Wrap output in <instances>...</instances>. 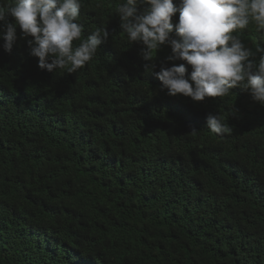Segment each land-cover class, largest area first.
<instances>
[{"label": "trees", "instance_id": "trees-1", "mask_svg": "<svg viewBox=\"0 0 264 264\" xmlns=\"http://www.w3.org/2000/svg\"><path fill=\"white\" fill-rule=\"evenodd\" d=\"M122 2L82 0L81 39L109 38L77 72L40 70L19 28L0 47V264H264V106L169 96L155 72L186 62L163 45L147 71Z\"/></svg>", "mask_w": 264, "mask_h": 264}, {"label": "clouds", "instance_id": "clouds-1", "mask_svg": "<svg viewBox=\"0 0 264 264\" xmlns=\"http://www.w3.org/2000/svg\"><path fill=\"white\" fill-rule=\"evenodd\" d=\"M81 8L82 0H0V47L11 53L19 28V39L26 41L29 55L38 58L40 70L77 72L109 38L106 29L97 28L81 39ZM115 15L128 44L142 45L139 55L149 62L147 71L156 68L153 61L163 45L172 53L166 61L179 59L191 67L189 72L183 63H161L155 76L169 96L202 102L227 97L240 87L264 106V48L256 45L253 50L241 38L253 25L264 40V0H123ZM229 113L236 116L238 109L233 106ZM206 125L215 134L231 131L219 112L209 113ZM197 131L192 127V133Z\"/></svg>", "mask_w": 264, "mask_h": 264}]
</instances>
